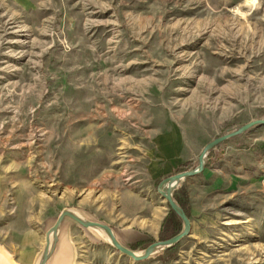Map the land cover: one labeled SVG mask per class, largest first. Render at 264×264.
Masks as SVG:
<instances>
[{
    "label": "rangeland",
    "instance_id": "rangeland-1",
    "mask_svg": "<svg viewBox=\"0 0 264 264\" xmlns=\"http://www.w3.org/2000/svg\"><path fill=\"white\" fill-rule=\"evenodd\" d=\"M258 119L264 0H0V248L36 264L63 209L160 240V184ZM171 193L191 222L174 249L135 261L66 218L68 264H264V124Z\"/></svg>",
    "mask_w": 264,
    "mask_h": 264
},
{
    "label": "water",
    "instance_id": "water-1",
    "mask_svg": "<svg viewBox=\"0 0 264 264\" xmlns=\"http://www.w3.org/2000/svg\"><path fill=\"white\" fill-rule=\"evenodd\" d=\"M256 124H264L263 119H258V120H253L250 122H247L243 125H241L237 130L225 133L221 136H218L208 142L203 150L200 152L198 156V165L197 167L191 169V170H186L183 172L176 173L170 177H168L166 180H164L160 184V189L159 192L164 196V198L167 200L169 207L178 215L180 220L182 221V229L180 232L177 234L166 238L162 240H155L151 242L149 245H147L141 252H137L129 247L124 246L116 237L113 229L106 223L104 222H99L96 220H90L82 216L78 211H74L71 209H63L61 212L58 214L57 218L55 219L54 223L47 229L45 233V244L44 247L38 257V260L36 264H47L49 259L53 256L55 251L57 250L58 247H60V235H61V225L63 221L68 218L73 220L74 222L78 223L84 228L88 229H94L96 230L97 233L98 230L104 231L105 234L108 236L109 240L107 241L112 247L117 249L119 252L122 254H125L132 258L135 261H142L147 258H149L152 254L157 253L159 251L166 250L172 246H174L177 242H179L183 237L187 236L190 233L191 229V222L189 217L186 215L185 211L183 208L178 204V202L175 200L173 197L171 191L173 188L176 187V185L185 177L188 176H194L198 172H200L204 166L205 163V155L209 149H211L213 146L216 144L232 137L235 136L248 128L256 125ZM171 181H175V186L172 188H169L167 186V183H170ZM105 240V239H104ZM60 242V243H59ZM66 254L63 256V259L65 260L64 264H68L69 262V251H68V246L66 243ZM59 250L55 254V257L57 256ZM0 264H15L14 261L11 259V257L0 248Z\"/></svg>",
    "mask_w": 264,
    "mask_h": 264
},
{
    "label": "trees",
    "instance_id": "trees-1",
    "mask_svg": "<svg viewBox=\"0 0 264 264\" xmlns=\"http://www.w3.org/2000/svg\"><path fill=\"white\" fill-rule=\"evenodd\" d=\"M176 201L178 204L183 208L185 211L186 215L189 216V204L187 200V196L184 193L182 196H175ZM182 229V221L178 217V215L170 208L168 214L165 216L161 228H160V240L169 238L178 232H180ZM154 241V238L149 236L148 234H144L142 236L137 237L134 241L133 244L130 245L129 247L131 249H137V248H145L147 245H149L151 242ZM178 245V242L168 248V249H174Z\"/></svg>",
    "mask_w": 264,
    "mask_h": 264
},
{
    "label": "bare ground",
    "instance_id": "bare-ground-1",
    "mask_svg": "<svg viewBox=\"0 0 264 264\" xmlns=\"http://www.w3.org/2000/svg\"><path fill=\"white\" fill-rule=\"evenodd\" d=\"M251 2H253L254 0H249ZM159 138V137H158ZM175 184V181H171L170 183H167V186H169V188H172ZM98 234H100L106 241L109 240L108 236L105 234L104 231H99L98 230ZM66 243L65 241H62L60 244V248H59V252L57 254V256L54 258V262L52 264H64L65 260L63 259V256L66 254Z\"/></svg>",
    "mask_w": 264,
    "mask_h": 264
}]
</instances>
